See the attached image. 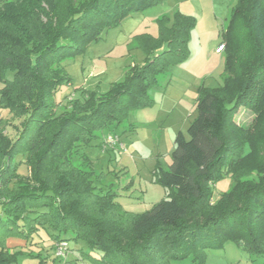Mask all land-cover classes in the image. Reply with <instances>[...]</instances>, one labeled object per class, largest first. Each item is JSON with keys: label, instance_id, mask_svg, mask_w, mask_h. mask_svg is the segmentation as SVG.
<instances>
[{"label": "trees", "instance_id": "trees-1", "mask_svg": "<svg viewBox=\"0 0 264 264\" xmlns=\"http://www.w3.org/2000/svg\"><path fill=\"white\" fill-rule=\"evenodd\" d=\"M162 1H0V108L20 121L14 138L0 128V264H18L25 254L9 239L29 243L45 228L56 232L53 251L61 241L83 242L90 251L78 249L80 261L92 264H206V253L227 243L264 256V0L232 8L223 84L199 89L198 115L187 136L177 134L169 170L157 173L168 199L139 215L123 213L112 189L96 187L90 159L74 160L154 104L158 77L189 59L196 20L180 12L159 19V36L140 38L141 67L109 93L83 91L58 115L54 97L70 84L63 62ZM242 108L255 116L249 126L235 121ZM18 157L28 175L19 173ZM228 178L231 188L214 203L213 187Z\"/></svg>", "mask_w": 264, "mask_h": 264}, {"label": "rangeland", "instance_id": "rangeland-1", "mask_svg": "<svg viewBox=\"0 0 264 264\" xmlns=\"http://www.w3.org/2000/svg\"><path fill=\"white\" fill-rule=\"evenodd\" d=\"M236 2L163 0L158 6L130 16L119 26L105 31L101 39L91 44L83 54L63 62L70 84H64L54 97L58 115L65 111L70 100L82 98L83 91L109 93L125 80L133 68L141 67L147 53L140 44V38L145 35L157 38L159 19L180 12L196 20L190 35L189 59L158 77V84L151 91L154 104L132 112L122 125L105 131L99 139L82 147L81 153L74 159L77 164H80V155L85 154L90 159L94 171L101 176L95 178L96 187L103 192L112 189L118 195L123 213L139 215L169 198V189L157 183V173L160 169L169 170L177 134L182 132L187 136L189 126L196 119L199 89H213L223 84L226 46L223 32L228 28ZM246 33L244 30L243 35ZM221 46H224L222 51L219 50ZM2 87L0 81V91ZM254 118L251 111L242 108L237 112L235 121L249 126ZM19 123L8 110L0 108V128H4L11 138L16 136L14 127ZM109 135L119 137L120 145L105 149V139ZM17 162L22 163L19 173L28 175L25 158L18 157ZM231 186L229 178L218 182L213 187V202L216 203ZM53 234L56 232L45 228L29 243L11 239L12 244L21 241L25 252L19 257L18 264H66L67 259H74L71 264H80L82 261L75 260L76 256L72 253L61 259L55 257ZM69 246L70 249L90 251L83 242L71 241ZM91 255L98 256L96 252H91ZM85 263L92 264L87 260ZM171 264L197 263L187 259L172 261ZM206 264H264V256L249 255L236 244L227 243L224 250L208 251Z\"/></svg>", "mask_w": 264, "mask_h": 264}, {"label": "built area", "instance_id": "built-area-1", "mask_svg": "<svg viewBox=\"0 0 264 264\" xmlns=\"http://www.w3.org/2000/svg\"><path fill=\"white\" fill-rule=\"evenodd\" d=\"M224 49V46L220 47V51H222ZM120 145V139L117 136H113V135H109L106 139H105V143H104V148L107 149L108 147H116ZM121 147L123 148V145H121ZM70 253V246L69 243L66 241H61L55 244V248H54V255L56 258H65L68 254ZM80 264H86L85 262H81Z\"/></svg>", "mask_w": 264, "mask_h": 264}, {"label": "crops", "instance_id": "crops-1", "mask_svg": "<svg viewBox=\"0 0 264 264\" xmlns=\"http://www.w3.org/2000/svg\"><path fill=\"white\" fill-rule=\"evenodd\" d=\"M1 1V0H0ZM18 242V243H17ZM22 245V242L21 241H16V243L15 244H12V241H11V239H9L8 240V246L11 248V249H13V250H15V249H22V247L23 246H21ZM52 249H53V243H52ZM70 253H72V255H75L76 257H75V260H80L81 259V257H80V252H79V250L78 249H71V252ZM68 258V257H67ZM74 261V259L73 260H71V259H67V261H66V264H71L72 262Z\"/></svg>", "mask_w": 264, "mask_h": 264}]
</instances>
